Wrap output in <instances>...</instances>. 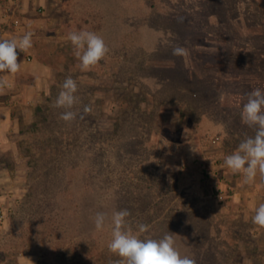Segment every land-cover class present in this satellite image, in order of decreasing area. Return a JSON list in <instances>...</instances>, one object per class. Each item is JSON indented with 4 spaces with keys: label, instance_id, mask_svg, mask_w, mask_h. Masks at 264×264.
<instances>
[{
    "label": "rangeland",
    "instance_id": "374dc122",
    "mask_svg": "<svg viewBox=\"0 0 264 264\" xmlns=\"http://www.w3.org/2000/svg\"><path fill=\"white\" fill-rule=\"evenodd\" d=\"M196 1L69 0L66 18L41 33L36 51L48 94L12 109L7 135L16 146L0 150V264H114L111 227L97 232L93 218L121 209L134 230L149 226L145 235L172 232L196 264H264V228L252 223L264 186L259 177L243 184L223 162L254 135L240 110L264 79L229 83L234 78L217 67L230 53L232 27L245 37L242 25L210 18L217 36L208 37L206 28L188 29L189 17L171 18ZM79 30L109 47L87 72L67 40ZM176 46L186 58L172 54ZM212 66L223 73L217 81ZM68 76L78 84L73 111L92 108L70 124L53 107Z\"/></svg>",
    "mask_w": 264,
    "mask_h": 264
},
{
    "label": "clouds",
    "instance_id": "9594fccd",
    "mask_svg": "<svg viewBox=\"0 0 264 264\" xmlns=\"http://www.w3.org/2000/svg\"><path fill=\"white\" fill-rule=\"evenodd\" d=\"M32 31H26L20 37L0 38V74L15 76L22 70L19 53H28L33 48ZM67 40L71 43L73 53L79 61L81 71H91L105 59L109 47L104 38L94 31H70ZM174 56L187 57V49L176 46L172 50ZM11 83L5 76H0V93L10 88ZM78 84L71 76L65 78L61 90L53 101V107L62 109L59 119L67 124L75 121L79 115L84 119L92 108L83 107L82 113L73 111L78 102ZM241 123L252 129L254 135L242 139L237 149L224 157V165L232 174L239 175L245 185L253 184L257 177L264 186V90L255 88L247 94V100L240 110ZM130 212L127 209L114 210L109 216L105 212H97L93 218L94 228L103 232L106 226L111 227V238L107 249L119 257L114 264H196L194 258L181 255L172 232L160 238L145 235L149 226L138 224L134 230L128 223ZM252 223L264 228V203L255 209Z\"/></svg>",
    "mask_w": 264,
    "mask_h": 264
},
{
    "label": "crops",
    "instance_id": "0c3cea01",
    "mask_svg": "<svg viewBox=\"0 0 264 264\" xmlns=\"http://www.w3.org/2000/svg\"><path fill=\"white\" fill-rule=\"evenodd\" d=\"M68 6L69 0H0V38L20 37L26 31L34 33L33 48L28 53H19V60L22 62L21 72L11 77L0 74L11 83L10 88L0 93L1 151H14L16 146L7 135L15 126L12 109L17 105L22 107L48 94L46 77L40 73L47 65L37 58L36 45L41 40V33L51 30L55 19L66 18ZM24 76H28L30 82H23Z\"/></svg>",
    "mask_w": 264,
    "mask_h": 264
},
{
    "label": "trees",
    "instance_id": "16d2710c",
    "mask_svg": "<svg viewBox=\"0 0 264 264\" xmlns=\"http://www.w3.org/2000/svg\"><path fill=\"white\" fill-rule=\"evenodd\" d=\"M250 2L251 0H197L196 3L188 5L187 9L180 7L171 16V18L180 17L179 19L184 21L183 18L189 17L186 20L188 22L186 24H189L188 29L192 30L193 26L190 24H194L193 29L196 30L206 28L204 32L208 37L217 36L215 35L217 32L214 30V33L209 31L211 27L210 18H217L219 23L224 25H231L232 23L238 24V27L242 25L240 28L247 31L245 37H241L239 28L238 31L237 28L233 29L232 27L231 32L234 31V36L229 41L230 53L227 58L221 60L222 65L217 66L221 68L220 70L225 69L224 74L228 78H234L228 80L229 83L236 82L235 79L243 77L245 79L243 84L249 83L247 79L250 78L264 79V6L261 8L259 5ZM243 5L247 7L243 8ZM224 40H226L225 37ZM193 61L195 62V59ZM213 66L211 68L216 74L214 81H217L219 80L217 75L223 73ZM190 76L192 79L199 80L200 78L197 72H192ZM213 87L219 88L215 84ZM91 248L94 249V247ZM88 262L90 261H87L86 264Z\"/></svg>",
    "mask_w": 264,
    "mask_h": 264
}]
</instances>
